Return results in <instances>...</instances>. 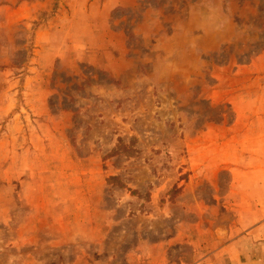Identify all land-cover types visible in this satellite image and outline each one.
<instances>
[{
    "label": "rangeland",
    "instance_id": "1",
    "mask_svg": "<svg viewBox=\"0 0 264 264\" xmlns=\"http://www.w3.org/2000/svg\"><path fill=\"white\" fill-rule=\"evenodd\" d=\"M61 1L0 0V264H189L264 181L234 110L259 105L264 0H137L83 28ZM41 26L75 47L33 71Z\"/></svg>",
    "mask_w": 264,
    "mask_h": 264
},
{
    "label": "crops",
    "instance_id": "2",
    "mask_svg": "<svg viewBox=\"0 0 264 264\" xmlns=\"http://www.w3.org/2000/svg\"><path fill=\"white\" fill-rule=\"evenodd\" d=\"M62 3L72 11L73 18L78 17V21H81L83 28L84 22L88 23L89 17L94 15L104 27L114 10L118 8L133 9L137 5V0H62L59 5L61 6ZM35 11L36 7L34 4L22 2L19 8L15 10V14L18 19L23 20L31 18ZM109 33L110 31L105 33V36ZM59 35L58 31H54L49 27L43 28L42 26L35 32L34 41L35 46L38 48L36 50L38 51V59L35 62L39 65L33 68V71L44 68V70H52L54 61L61 51L69 53V50H73L75 45H73V41L69 44V33L67 32L65 35L64 44L56 41ZM119 36L110 35V37H115L116 39ZM42 56H46L44 65L43 61L39 60ZM257 82L258 88L254 92V96L257 99H252V95L248 94L245 97L246 99L243 97V103L244 101L246 103L258 102L259 105L250 106L248 104L250 107L247 108L235 106L234 110L237 116H242L249 120L256 117L259 121L257 133L260 136V134L264 135V78H258ZM233 105L236 104L233 103ZM246 110L248 114L245 113ZM250 126L243 132L249 135L252 133L253 135L254 131ZM257 142L258 145H255L256 141L250 135L246 148L264 149V140L258 137ZM195 163V158L190 159L188 170L192 175L189 176L188 182L184 186L183 197L191 190H195V187H199L196 181L199 180L196 172L201 170V164L197 166ZM261 164H264V162L261 161ZM242 186L244 185L242 184ZM237 197L235 208L237 219L233 228L226 231L224 239L211 238L210 249L199 257L194 254V258L189 264H264V181L259 180L255 185L241 190ZM194 251L199 252L196 248H194Z\"/></svg>",
    "mask_w": 264,
    "mask_h": 264
}]
</instances>
